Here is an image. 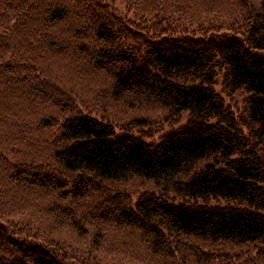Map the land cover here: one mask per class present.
<instances>
[{"label":"trees","instance_id":"1","mask_svg":"<svg viewBox=\"0 0 264 264\" xmlns=\"http://www.w3.org/2000/svg\"><path fill=\"white\" fill-rule=\"evenodd\" d=\"M114 1L0 0V264H264V0Z\"/></svg>","mask_w":264,"mask_h":264},{"label":"rangeland","instance_id":"2","mask_svg":"<svg viewBox=\"0 0 264 264\" xmlns=\"http://www.w3.org/2000/svg\"><path fill=\"white\" fill-rule=\"evenodd\" d=\"M112 1H114V0H112ZM114 6L119 11L122 9L121 6H119V4L116 1H114ZM155 136H156V134H155ZM61 235L66 237V238H72V240H77L74 238V235H75L74 232L71 231L70 229H67V232L61 231Z\"/></svg>","mask_w":264,"mask_h":264}]
</instances>
